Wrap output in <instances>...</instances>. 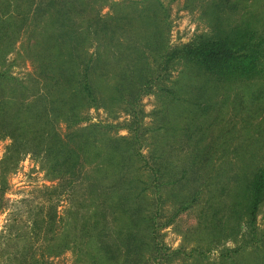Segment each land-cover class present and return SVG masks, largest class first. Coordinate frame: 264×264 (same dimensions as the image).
<instances>
[{"label": "rangeland", "instance_id": "1", "mask_svg": "<svg viewBox=\"0 0 264 264\" xmlns=\"http://www.w3.org/2000/svg\"><path fill=\"white\" fill-rule=\"evenodd\" d=\"M160 1L166 14L155 0L95 3L99 15H108L101 33L86 28L91 23L87 18L97 15L94 11L86 8L87 14L76 17L82 25L79 32L85 34L80 55L74 60L76 71L83 72L81 68L91 59L89 78L95 99L81 97L73 84L67 102L54 103L62 109L55 120L47 127L50 114L41 109L38 126L43 128L39 142L69 129H85L91 135L85 176L69 191L71 196H63L66 187L54 196L57 218L61 216L58 232L53 237H37L30 229V218L43 215L38 208L51 199L44 187L57 181L51 180L53 175L38 153L27 154L8 173L6 196L13 202L0 213V264H264V241L254 245L246 217L238 221L241 227L230 221L215 229L208 225L211 214L206 205L210 199L220 217L228 213L227 205L237 199L232 192L242 189L233 175L262 165L264 130L259 132L257 126L264 113H257L260 108L256 103L247 101L244 108L238 104L237 91L244 87L241 82L219 81L186 60L167 62L171 50L194 43L201 35L212 36L218 26L235 24L242 12L224 9L218 0ZM251 4L261 14L255 13L264 17V0L246 6ZM108 27L114 32L108 33ZM26 40L24 36L1 49L0 72L16 76L27 86L28 101L41 97L49 105L57 96L53 91L44 95L49 81L27 56ZM14 84L0 78V91L12 95ZM134 133L139 134L136 145L143 161L123 149L112 152L110 139L130 138ZM10 144L11 139L0 133V161ZM197 152H208L210 159L194 163ZM152 158L164 160L177 172L168 179L170 183L160 186L161 213L153 205L157 188L145 165V160ZM2 166L0 162V169ZM217 168L226 170L225 192L217 191L214 179L207 181ZM184 169L188 170L186 177L176 182ZM128 180H134L131 196L147 218L138 227L115 204L120 194L116 184ZM140 187L148 188L141 202L137 198ZM197 190L201 192L198 201L183 209ZM240 200L246 202V198ZM97 221L100 223L95 224ZM150 226H155L154 234ZM256 226L257 233L264 232V202ZM129 232L138 236L140 253L138 257L131 253L125 261ZM243 245L235 254L222 256Z\"/></svg>", "mask_w": 264, "mask_h": 264}, {"label": "trees", "instance_id": "2", "mask_svg": "<svg viewBox=\"0 0 264 264\" xmlns=\"http://www.w3.org/2000/svg\"><path fill=\"white\" fill-rule=\"evenodd\" d=\"M105 1L87 0L86 3V0H0V52L1 49L5 50L7 46L25 36L27 40L23 43L27 50V56L39 69L40 74L49 81V83L46 82L48 87L44 95L47 97V93L53 91L57 96L55 100L49 102V105L46 104L45 98L41 97L28 101L27 86L22 84L16 76H9L6 72H0L1 79L6 78L15 83L12 95H4L5 91H0V133L11 139L10 147L0 161L3 165L0 169V213L4 212L8 205L13 202L6 196L9 190L8 173L27 154L38 153L37 155L40 156L46 168L53 175L51 180L57 181L56 184L44 187L50 192L51 199L45 200L43 206L38 208L42 210L40 212L43 215L35 214L30 218V229L37 237L40 234H51L53 237L58 232L57 223L61 221V216L57 218V202L54 196L56 192H59L57 195H61L65 187L68 192L63 196L65 198L71 196L69 191L73 190L76 183L84 178L83 168L86 164V152L92 146L93 141L85 129H69L64 134L55 132L39 142L42 139L40 137L43 128L38 126L41 122V117L38 115L41 109L50 114L46 122L48 127L58 116L59 111H62L60 106L54 103L67 102L66 95L70 93L73 84L78 88V91L75 92H79L81 97L95 99L94 87L89 78L91 59L87 60L81 68L83 72L76 71L74 60H76L77 55H80L78 50L84 45L83 38L85 35L79 32L82 25L78 24L76 17L87 14V9L89 12L94 11L93 13H97V15L87 18L91 23L87 24L86 28H91L92 33H101L103 26L108 22V15H99L100 10L94 4L100 5ZM155 1L157 6L162 10L164 9L166 14L162 1ZM253 1L218 0V4H221L222 8L242 12L241 19L231 26H218V29H215L217 30L216 33L210 37L201 35L194 43L171 50L167 62L174 59L186 60L199 65L219 81L241 82L244 87L237 91L238 104H242L244 108L247 101L256 103L257 107L260 108L257 113H264V17L255 13H259V11L255 10L252 4L250 7L246 6L247 3ZM246 15L248 16L246 17ZM109 18L114 19V17ZM106 31L113 33L114 28L108 27ZM144 77L145 74L142 75V81ZM40 101L44 103L40 104ZM51 103L53 104L51 105ZM245 114L249 117L254 116L250 112ZM257 128L259 132L264 130V118L258 123ZM27 132H32L30 137L27 136ZM139 140L137 133H134L130 138L110 139L112 152H121L123 149L127 154L138 155L143 161L140 148L136 145ZM122 142L123 145L120 148ZM207 154L208 152L195 153L193 162L196 164L206 163L210 159ZM145 165L152 185L157 188L153 205L156 206L157 213H161L160 186L170 183L168 179L177 172L169 169V164H166L164 160L160 162L157 158H152L150 161L145 160ZM187 172L188 170L184 169L180 173V178L175 181L184 179ZM226 177V170L217 168L215 175L207 181L214 179L219 187L217 191L225 192L226 182H224V178ZM233 178L242 186V189L232 192V194L235 193L237 199L227 205L228 213L221 217L218 209L208 199L206 205L211 214V221L208 220V225L218 229L231 221L237 222L239 224L237 227H241L242 223H238V221L242 217L243 220L246 217L249 224L248 232L252 235V241L255 245L264 241V232L257 233L256 226L258 211L264 202V161L262 165L255 166L251 170L248 168L241 169L233 175ZM132 184H135L134 180L116 184L115 188L119 190L120 194L115 200V204L129 215L133 226L138 227L147 218L142 207L131 196ZM203 184L198 185L199 190ZM204 185H207V182ZM147 189L140 187L137 193L139 202L143 200V192ZM199 190L194 192L186 204H183V209L198 201L201 193ZM240 198H246V202L243 203ZM99 223V221L95 222V224ZM150 230L154 234L155 226H150ZM155 235L157 237V234ZM137 239L138 236L135 232L127 234L125 241L127 257L125 261L129 259L131 253L134 254L133 257L139 256L140 250L137 248ZM154 243L156 247L159 246L157 238ZM243 247L244 245L228 250L222 256L229 257ZM133 257L131 262L134 260Z\"/></svg>", "mask_w": 264, "mask_h": 264}]
</instances>
